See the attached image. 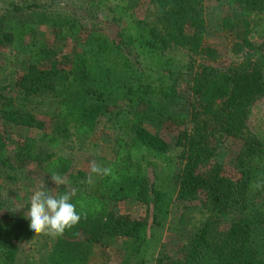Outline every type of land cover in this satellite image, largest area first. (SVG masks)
Wrapping results in <instances>:
<instances>
[{
  "label": "trees",
  "instance_id": "trees-1",
  "mask_svg": "<svg viewBox=\"0 0 264 264\" xmlns=\"http://www.w3.org/2000/svg\"><path fill=\"white\" fill-rule=\"evenodd\" d=\"M216 1L231 10L225 25L264 31V16L262 22L256 17L264 14V0ZM28 2H12L0 13V48L13 44L17 50L9 78L0 79V178L22 180L36 164L49 179L53 173L64 178L56 195L74 192L81 214L56 235L41 264H91L96 247L119 243L120 264H264V142L248 127L255 103L264 98V41L243 37L234 46L238 59L220 68L194 59L221 56L207 39L205 0H78L77 12ZM83 11L110 16L114 32L88 26ZM59 42L73 46L63 52L54 44ZM181 49L188 53L178 59ZM181 84L190 93L191 127L178 129L172 145L147 123L169 124L165 107L177 100ZM39 98L58 103L52 133L28 108ZM103 118L115 124V158L103 168L110 171L89 185L85 172H71L70 157L42 146L58 149L72 131L86 138ZM13 129L21 134L13 138ZM225 138L241 144L236 179L214 161ZM159 166L169 180L166 190L158 182ZM1 191L0 184V200ZM173 197L199 199L211 213L176 257L155 255L149 218L112 208L127 200L153 206V227L161 228ZM34 235L23 215L0 216V264H30L22 246Z\"/></svg>",
  "mask_w": 264,
  "mask_h": 264
},
{
  "label": "rangeland",
  "instance_id": "rangeland-1",
  "mask_svg": "<svg viewBox=\"0 0 264 264\" xmlns=\"http://www.w3.org/2000/svg\"><path fill=\"white\" fill-rule=\"evenodd\" d=\"M18 0H0V13L7 8L12 2ZM34 0H29L27 4H30ZM37 1V0H35ZM45 8H65L68 12H77L76 6L79 4L76 0L75 4H72L70 0H38ZM43 7V6H42ZM206 16L208 19L209 30L207 39L209 42L218 45L221 50V56L218 60L212 61L206 58L194 57L198 62L205 64H211L220 68H228L233 62L238 59V56L234 52L235 44L242 42L243 37H248L251 41L261 43L264 41V31L261 26L253 25L249 31L245 30L242 26L230 27L225 25L224 19L231 13V10L223 3L216 0H205ZM84 10V9H83ZM85 22L88 26L97 24L99 27L104 26L110 28L114 32V27L109 25L110 16H103L101 12L98 16L91 15L87 11H83ZM264 14H256V17H262ZM51 28L47 31L49 33ZM51 41V39H50ZM52 42V41H51ZM57 48L63 52H69L73 46L72 43H54ZM188 53L187 50L181 49L176 52L178 59L183 57V54ZM17 50L13 44L4 45L0 48V79L9 78V72L14 67ZM175 56V55H174ZM10 60V61H9ZM9 95L16 96V92L9 91ZM37 104L29 105V109L32 110L40 122L45 125L46 131L52 133L56 130L58 125L57 113L58 103L53 99L39 98ZM189 103L190 93L185 88L184 84H181V90L176 101L168 102L166 110L170 115L169 124L153 125L147 123V126L151 130L160 131L173 145L175 143V136L178 129L186 126L191 127L189 123ZM117 109L116 111H118ZM249 130L254 132L259 139L264 142V98L257 101L253 107L252 114L248 123ZM21 134L18 129H13L12 137L15 138ZM117 131L115 124L103 118L97 128V130L90 134L86 138H78L75 132H71V135L66 138L58 149H52L43 144V149L56 155H65L72 159L73 169L72 173L77 174L78 171L85 172L88 176V183L91 185L94 183L100 173H93L91 171L92 162H95L101 169H103L108 161L115 158ZM241 148L239 142L233 139H224L221 146L218 149L217 155L214 159L222 166V174L238 178L240 171L236 167V157ZM153 160V159H151ZM147 171L152 180L155 179L154 167L147 165ZM210 165L205 167L208 170ZM161 173V177L158 178V182L163 184L164 187L169 183L166 174L161 171V168L157 169ZM0 184L2 185L1 200H0V216L7 212H13L15 214H21L25 217V213L30 207L28 200L34 191L39 190L42 186L50 188L49 191L53 195L57 194L59 187L49 178L45 177L40 172V168L36 164H32L28 168L27 175L24 179L18 181H12L4 176L0 178ZM171 186V184H170ZM167 186L165 187V190ZM260 203H264V195H262ZM116 213H129L134 218H149V227L147 236L151 242L156 243L155 255L159 253L169 254L171 257H176L183 249L189 238L197 231L202 224L209 219L211 213L203 205L201 200L197 199L191 203H182L176 197L171 199L170 214L168 218L161 225V228L153 227V206L147 208L140 202L131 200L115 202L112 206ZM227 219L224 222H220L218 226L220 228L226 227ZM56 235L46 233H36L33 237H30L22 246V256L24 260L31 264H41L40 260L45 251L51 246ZM121 244H114L113 247L106 249L96 247L92 257L91 264H120L123 254L121 252ZM154 250V248H153Z\"/></svg>",
  "mask_w": 264,
  "mask_h": 264
},
{
  "label": "clouds",
  "instance_id": "clouds-1",
  "mask_svg": "<svg viewBox=\"0 0 264 264\" xmlns=\"http://www.w3.org/2000/svg\"><path fill=\"white\" fill-rule=\"evenodd\" d=\"M91 171L107 174L110 169H101L92 162ZM57 187L66 184L64 178L58 174H50ZM46 185L36 190L28 200L25 218L29 221V227L33 233H46L61 235L66 229L72 228L81 219L76 204L72 202L74 192H65L53 195Z\"/></svg>",
  "mask_w": 264,
  "mask_h": 264
}]
</instances>
